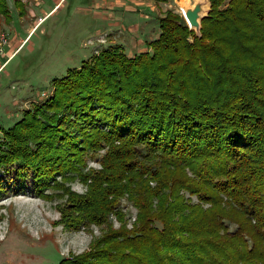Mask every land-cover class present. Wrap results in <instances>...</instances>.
<instances>
[{
  "label": "trees",
  "instance_id": "trees-1",
  "mask_svg": "<svg viewBox=\"0 0 264 264\" xmlns=\"http://www.w3.org/2000/svg\"><path fill=\"white\" fill-rule=\"evenodd\" d=\"M209 1L201 37L169 10L147 51L96 50L2 130L0 193L31 185L65 229H107L59 264H264V0Z\"/></svg>",
  "mask_w": 264,
  "mask_h": 264
},
{
  "label": "rangeland",
  "instance_id": "rangeland-1",
  "mask_svg": "<svg viewBox=\"0 0 264 264\" xmlns=\"http://www.w3.org/2000/svg\"><path fill=\"white\" fill-rule=\"evenodd\" d=\"M7 1L14 18L10 24L2 22L0 26V138L3 129L11 128L26 110L34 109L51 95L54 80L63 78L70 69L81 68L96 50L122 46L129 55L134 44L133 37L128 38L129 42L119 43V34L115 35L116 43L113 40L106 45L99 42L105 36L93 38L94 23L77 13L76 8L82 7L81 0H68L60 16L57 14L48 21L47 16L42 17L45 19L42 26L24 11L25 5L32 7L35 0H20L21 10L15 0ZM45 2L50 4L49 0ZM180 2L194 4V0H159L156 4L158 16H165L169 10L183 16ZM153 23L151 20L145 30L137 33L141 40L156 36ZM123 33L129 35L130 32ZM98 43L103 46L97 48ZM103 154L101 152L100 156ZM89 167L100 169V164L91 160ZM2 175L0 172V177ZM70 186L79 194L86 192L78 181ZM31 189L29 185L26 193L17 196L12 189L0 193V264H59L72 254L88 251L107 231L97 226L80 231L65 229L58 224L61 219L58 207L62 201L41 199ZM193 201L197 202L195 198ZM120 209L131 229L138 211L126 199L121 201ZM111 222L114 229L121 226L114 215Z\"/></svg>",
  "mask_w": 264,
  "mask_h": 264
},
{
  "label": "crops",
  "instance_id": "crops-1",
  "mask_svg": "<svg viewBox=\"0 0 264 264\" xmlns=\"http://www.w3.org/2000/svg\"><path fill=\"white\" fill-rule=\"evenodd\" d=\"M34 2L32 7L25 5L24 11L29 12L32 20L38 21L39 18L47 16L46 20L48 21L53 16L57 14L60 16L65 12L63 10L66 9L68 0H49L50 4H47L45 0H35ZM81 2L82 7L76 8L77 13L83 19L94 23L92 24L94 30L91 32L93 38L106 36V43L104 44L106 45L108 41L114 40L115 42V35L118 34L119 40L117 41L119 43L129 42L130 39L128 38L133 37L134 44L133 50L129 53L130 56L147 51L145 39L141 40L137 33L141 29L145 30L148 22L154 18L162 17L161 15L158 16L156 7L159 0H101V2L100 0H81ZM89 3L90 6L88 7ZM123 31L130 33L124 35ZM100 45L97 48L103 46Z\"/></svg>",
  "mask_w": 264,
  "mask_h": 264
},
{
  "label": "water",
  "instance_id": "water-1",
  "mask_svg": "<svg viewBox=\"0 0 264 264\" xmlns=\"http://www.w3.org/2000/svg\"><path fill=\"white\" fill-rule=\"evenodd\" d=\"M178 5L190 29L201 37L202 21L209 15L210 1L194 0L193 5L186 2H180Z\"/></svg>",
  "mask_w": 264,
  "mask_h": 264
},
{
  "label": "built area",
  "instance_id": "built-area-1",
  "mask_svg": "<svg viewBox=\"0 0 264 264\" xmlns=\"http://www.w3.org/2000/svg\"><path fill=\"white\" fill-rule=\"evenodd\" d=\"M45 19H43V18H40L38 21V25H41L42 23H43V21H44ZM5 42H6V40H5ZM100 43H106V36L104 37V38H101L100 39V41H99Z\"/></svg>",
  "mask_w": 264,
  "mask_h": 264
}]
</instances>
